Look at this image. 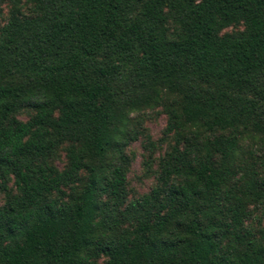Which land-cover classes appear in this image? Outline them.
Instances as JSON below:
<instances>
[{"label":"trees","instance_id":"obj_1","mask_svg":"<svg viewBox=\"0 0 264 264\" xmlns=\"http://www.w3.org/2000/svg\"><path fill=\"white\" fill-rule=\"evenodd\" d=\"M4 4L0 264H264L247 223L264 211V0ZM156 107L173 144L129 199L126 149Z\"/></svg>","mask_w":264,"mask_h":264},{"label":"rangeland","instance_id":"obj_2","mask_svg":"<svg viewBox=\"0 0 264 264\" xmlns=\"http://www.w3.org/2000/svg\"><path fill=\"white\" fill-rule=\"evenodd\" d=\"M23 11L28 13L26 4ZM8 12L7 4L2 7L0 15V27L5 23ZM242 25L226 28L223 32L242 30ZM140 125L138 139L131 142L126 149L130 158L127 169V196L129 199L138 198L150 192L157 182L160 158L170 149L173 144V135L166 131L167 117L161 107L143 110L139 114ZM60 167L62 165L60 164ZM3 196L0 193V204ZM250 217L247 220L254 231L264 227V211L261 206L250 207ZM100 264H106L100 259Z\"/></svg>","mask_w":264,"mask_h":264}]
</instances>
